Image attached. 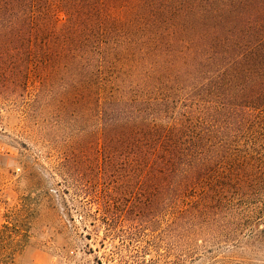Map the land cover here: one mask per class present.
<instances>
[{
	"label": "trees",
	"instance_id": "1",
	"mask_svg": "<svg viewBox=\"0 0 264 264\" xmlns=\"http://www.w3.org/2000/svg\"><path fill=\"white\" fill-rule=\"evenodd\" d=\"M33 77L39 117L97 116V181L160 194L135 219L264 242V0H0V93Z\"/></svg>",
	"mask_w": 264,
	"mask_h": 264
},
{
	"label": "rangeland",
	"instance_id": "2",
	"mask_svg": "<svg viewBox=\"0 0 264 264\" xmlns=\"http://www.w3.org/2000/svg\"><path fill=\"white\" fill-rule=\"evenodd\" d=\"M37 87L0 93V264H264L263 239L237 222L135 219L129 207L160 194L97 181V116L39 117Z\"/></svg>",
	"mask_w": 264,
	"mask_h": 264
}]
</instances>
